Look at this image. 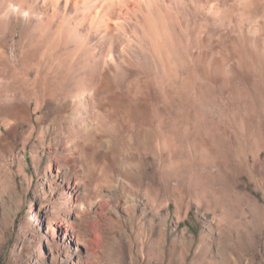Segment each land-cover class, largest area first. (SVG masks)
<instances>
[{
    "label": "rangeland",
    "instance_id": "374dc122",
    "mask_svg": "<svg viewBox=\"0 0 264 264\" xmlns=\"http://www.w3.org/2000/svg\"><path fill=\"white\" fill-rule=\"evenodd\" d=\"M220 1L181 3L191 45L155 11L154 75L100 105L62 6L0 0V264H264V0Z\"/></svg>",
    "mask_w": 264,
    "mask_h": 264
},
{
    "label": "bare ground",
    "instance_id": "6f19581e",
    "mask_svg": "<svg viewBox=\"0 0 264 264\" xmlns=\"http://www.w3.org/2000/svg\"><path fill=\"white\" fill-rule=\"evenodd\" d=\"M55 1L57 2V8L62 6L64 15L61 14L63 19L67 17V23L61 27L60 31L65 30L71 39L72 43L68 42L67 46L68 44L75 46L74 50H71L68 46L70 51H68L69 54L65 55V58L64 56L59 57L58 69L60 72L67 69L68 73L65 75V81L69 80L71 70H77L83 79V84H86L85 81L91 79L94 83L91 88L92 92H95L96 95L104 94V97L99 99L100 105H103L105 100L111 95V91L114 89L113 82L118 83L116 92L125 91L131 87V84H137L146 80V77L154 75L157 61L150 55L143 41L147 40L152 46L156 42H158L157 47L161 48L163 46L159 38L156 37L155 39L152 36L153 32H151L150 22L155 11H165L167 14L176 15L178 17V32L183 43L185 45L192 44L189 30L192 26L194 29V25L192 23L188 24L187 21L181 18L182 12H184L181 10V3L185 0ZM216 1L219 0H204V4H200L201 9L207 13L217 15L220 11L219 8L223 4L221 5V1L220 3H216ZM235 1L238 2L239 0ZM255 1L262 3V0ZM248 2V0H245L244 3L239 2L243 5L244 11L247 10L245 6ZM219 4L221 5L220 7ZM163 37L167 42L170 40L169 29L163 31ZM157 59L160 62V59ZM79 60V63L89 66L88 70H90V73L87 72V69L75 66V63ZM177 76L175 79L178 78ZM77 77H74V79ZM61 84L65 85V82L63 81Z\"/></svg>",
    "mask_w": 264,
    "mask_h": 264
}]
</instances>
